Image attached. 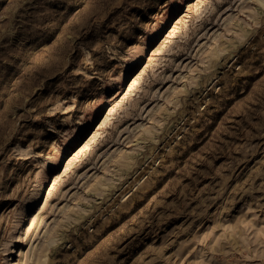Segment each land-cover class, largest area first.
Here are the masks:
<instances>
[{
  "label": "rangeland",
  "instance_id": "rangeland-1",
  "mask_svg": "<svg viewBox=\"0 0 264 264\" xmlns=\"http://www.w3.org/2000/svg\"><path fill=\"white\" fill-rule=\"evenodd\" d=\"M0 264H264V0H0Z\"/></svg>",
  "mask_w": 264,
  "mask_h": 264
}]
</instances>
